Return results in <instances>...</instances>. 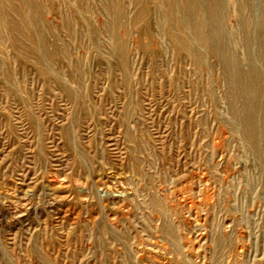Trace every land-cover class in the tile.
Segmentation results:
<instances>
[{
  "label": "rangeland",
  "instance_id": "374dc122",
  "mask_svg": "<svg viewBox=\"0 0 264 264\" xmlns=\"http://www.w3.org/2000/svg\"><path fill=\"white\" fill-rule=\"evenodd\" d=\"M263 21L264 0H0V264H264V160L229 108L252 79L225 69Z\"/></svg>",
  "mask_w": 264,
  "mask_h": 264
},
{
  "label": "bare ground",
  "instance_id": "6f19581e",
  "mask_svg": "<svg viewBox=\"0 0 264 264\" xmlns=\"http://www.w3.org/2000/svg\"><path fill=\"white\" fill-rule=\"evenodd\" d=\"M216 1H219V3H220V0H215V2ZM253 4H254V0H253ZM192 10L195 12V14L193 13L194 14V18L192 21L193 28H194V26L196 28H198V27L200 28L202 23H201V21H199V18L197 16L199 14L196 13L195 6H192ZM262 14L263 13H261L258 10V8L255 6L253 9V14H252L253 18L257 21L263 16ZM244 22L246 23L247 21L244 19ZM188 25H190V24H188ZM186 28H190V26L189 27L184 26V29H186ZM212 30H213L214 34H215V32L218 33L219 35L220 34L222 35V33H223V35H222L223 37H225V36L229 37V34L228 35L225 34V31L222 32L220 27H217V29H215V30L212 29ZM198 36H199L200 41H205V34L204 33L199 31ZM247 41H248V45H249V47H247V49L249 50L250 54H248V56H247L249 63L247 64L246 69H241V67H239L237 65L230 64V63L225 65V69L231 75L233 80H236V77H238L237 78L238 81H240V80L244 81V80H247V78H251L252 82L250 83L251 85H249V86H250L251 90H253V91H250L247 96L244 95V97H243V103H244L245 108L247 109V111L244 115H241L238 112L239 108H238L237 103L234 100L230 101L229 108H230V111L232 113L233 120L237 123V125H239L240 128H242V130H243L242 132H243L244 136L246 137L247 140H249L250 144L252 145V148H254V150L258 154V156L262 160H264V116L262 115L263 107H264V77H263V74L261 72H259L258 69H256L257 65H261L260 60L264 59V43L262 42L263 40L260 37V35L258 36V31L256 28L254 30H252V32L250 31V34L248 35ZM227 43L228 42L226 40H224V38H223L222 42H219V44L215 43V41L212 42V46L216 49V51L219 50L218 52L222 56L231 57L233 55V52ZM256 48H257V50H256ZM219 54H218V56H219ZM246 83H247V81H246ZM247 89H248V87H247ZM195 176H196V174H195ZM123 184H124V182H123ZM191 188H193V187H191ZM171 189H173V188H171ZM193 190H194V188H193ZM210 198H213V197H210ZM185 229L186 230L188 229V231H185ZM176 230H177V234L176 235L172 234V237L174 238L175 242L177 241L176 243L179 245V247L181 249H185L184 254L187 257L191 258L193 256L194 250L196 249V242H195V237L192 233V220L189 217V215L186 217H182L180 219V221L178 222V227ZM159 242H161V239L157 238V239H155L154 242H150L147 245H151L152 247H154ZM165 243H170V242L166 241ZM140 245H141V243H140ZM163 245L165 246V244H163ZM170 245H174V241L171 242Z\"/></svg>",
  "mask_w": 264,
  "mask_h": 264
}]
</instances>
